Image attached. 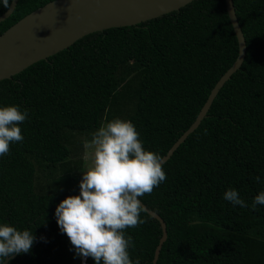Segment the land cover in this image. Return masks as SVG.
Here are the masks:
<instances>
[{
  "label": "trees",
  "instance_id": "obj_1",
  "mask_svg": "<svg viewBox=\"0 0 264 264\" xmlns=\"http://www.w3.org/2000/svg\"><path fill=\"white\" fill-rule=\"evenodd\" d=\"M9 0V4H10ZM51 0H18L0 34ZM246 42L240 67L164 163L166 180L139 199L166 225L156 264H264V0H232ZM7 8L0 0V14ZM238 42L225 0H192L136 25L84 35L0 81V106L28 110L22 142L0 157V224L33 232L6 264H80L55 210L79 195L83 145L103 124L130 120L163 156L194 121ZM260 177V182L255 177ZM235 189L247 207L223 199ZM125 230L130 258L152 264L157 219ZM86 264H95L89 257Z\"/></svg>",
  "mask_w": 264,
  "mask_h": 264
},
{
  "label": "clouds",
  "instance_id": "obj_2",
  "mask_svg": "<svg viewBox=\"0 0 264 264\" xmlns=\"http://www.w3.org/2000/svg\"><path fill=\"white\" fill-rule=\"evenodd\" d=\"M3 5L8 8L9 0ZM28 115L19 106H0V157L9 153L11 144L23 141L19 125ZM139 135L130 120L115 118L101 125L85 145L93 148V163L83 171L79 195L68 196L56 207L60 231L81 257L80 264L89 257L95 264H140L139 258H130L132 237L125 230L147 222L141 218L139 198L164 182L166 172L164 158L145 150ZM223 199L247 207L235 189H228ZM257 205H264V191L255 196L252 208ZM35 239L28 229L0 224V264L14 254L29 253Z\"/></svg>",
  "mask_w": 264,
  "mask_h": 264
},
{
  "label": "water",
  "instance_id": "obj_3",
  "mask_svg": "<svg viewBox=\"0 0 264 264\" xmlns=\"http://www.w3.org/2000/svg\"><path fill=\"white\" fill-rule=\"evenodd\" d=\"M18 0L0 14V22L14 10ZM192 0H51L28 14L0 34V81L10 78L29 65L46 59L95 31L111 27L136 25L177 10ZM226 10L238 42V53L232 65L220 76L191 125L162 156L166 162L174 150L200 124L222 85L240 67L246 42L238 23L232 0H225ZM142 203V202H141ZM144 210L157 219L161 236L155 247L152 264H156L167 231L163 219L143 203ZM16 254L6 258L4 264Z\"/></svg>",
  "mask_w": 264,
  "mask_h": 264
},
{
  "label": "rangeland",
  "instance_id": "obj_4",
  "mask_svg": "<svg viewBox=\"0 0 264 264\" xmlns=\"http://www.w3.org/2000/svg\"><path fill=\"white\" fill-rule=\"evenodd\" d=\"M88 144L90 145L91 142H86L83 145V150L81 153V158L82 162L80 164L81 167H79L80 170L77 171L78 174V182L80 184V181L82 180L83 177V171H86L89 167L92 166L93 163V148L91 146L85 147V145Z\"/></svg>",
  "mask_w": 264,
  "mask_h": 264
},
{
  "label": "built area",
  "instance_id": "obj_5",
  "mask_svg": "<svg viewBox=\"0 0 264 264\" xmlns=\"http://www.w3.org/2000/svg\"><path fill=\"white\" fill-rule=\"evenodd\" d=\"M82 264H86L84 259L82 260Z\"/></svg>",
  "mask_w": 264,
  "mask_h": 264
}]
</instances>
